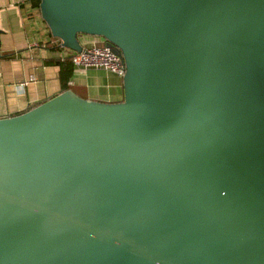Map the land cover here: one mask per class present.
Here are the masks:
<instances>
[{"label": "water", "instance_id": "1", "mask_svg": "<svg viewBox=\"0 0 264 264\" xmlns=\"http://www.w3.org/2000/svg\"><path fill=\"white\" fill-rule=\"evenodd\" d=\"M123 97L0 117V264H264V0H39Z\"/></svg>", "mask_w": 264, "mask_h": 264}, {"label": "crops", "instance_id": "2", "mask_svg": "<svg viewBox=\"0 0 264 264\" xmlns=\"http://www.w3.org/2000/svg\"><path fill=\"white\" fill-rule=\"evenodd\" d=\"M82 44L100 36L81 33ZM72 52L53 36L32 0H0V117L24 111L61 91L54 62ZM33 77L32 79H30ZM28 80L22 90L15 84ZM79 95L121 100L122 75L103 68L76 69L67 81Z\"/></svg>", "mask_w": 264, "mask_h": 264}, {"label": "built area", "instance_id": "3", "mask_svg": "<svg viewBox=\"0 0 264 264\" xmlns=\"http://www.w3.org/2000/svg\"><path fill=\"white\" fill-rule=\"evenodd\" d=\"M96 35V34H91ZM100 36V41L82 44L79 51H74L69 54L76 69H85L88 67L103 68L119 75L123 74L124 65L121 57L107 43L106 39ZM31 77L30 79H32ZM28 80L21 81L15 84L18 91L22 90Z\"/></svg>", "mask_w": 264, "mask_h": 264}, {"label": "trees", "instance_id": "4", "mask_svg": "<svg viewBox=\"0 0 264 264\" xmlns=\"http://www.w3.org/2000/svg\"><path fill=\"white\" fill-rule=\"evenodd\" d=\"M32 5H34L39 11V0H32ZM54 62L59 66V78L61 82V90H64L66 88H71V86L67 83L73 70V62L71 60V56L67 55L65 57H58L54 60Z\"/></svg>", "mask_w": 264, "mask_h": 264}, {"label": "rangeland", "instance_id": "5", "mask_svg": "<svg viewBox=\"0 0 264 264\" xmlns=\"http://www.w3.org/2000/svg\"><path fill=\"white\" fill-rule=\"evenodd\" d=\"M107 44H109L108 42H107ZM110 45V44H109ZM112 48L115 50V48L112 46Z\"/></svg>", "mask_w": 264, "mask_h": 264}]
</instances>
